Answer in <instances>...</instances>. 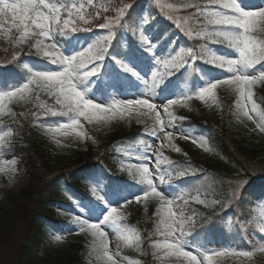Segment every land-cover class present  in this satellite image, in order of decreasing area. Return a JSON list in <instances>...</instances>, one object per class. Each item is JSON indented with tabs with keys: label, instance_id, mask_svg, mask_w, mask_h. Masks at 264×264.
<instances>
[{
	"label": "trees",
	"instance_id": "obj_1",
	"mask_svg": "<svg viewBox=\"0 0 264 264\" xmlns=\"http://www.w3.org/2000/svg\"><path fill=\"white\" fill-rule=\"evenodd\" d=\"M82 1L55 0V2L64 5H80ZM195 4L203 6L207 4V0H96V4L91 6L90 10L82 11V14L88 20V24L83 21L77 22V27L80 29L87 27L90 28L89 31L81 30L73 35V32L66 30L67 32L57 33L56 36L59 40L67 42V44H71L75 36L77 40L88 41L99 35L100 32L105 33L100 35L101 37L107 35L109 29L98 27L99 24L107 22L111 26V31L114 32L109 48L116 56H121L128 53L123 44L124 38L126 37L130 44L134 45L135 42H138L142 25L145 23L152 32L154 40H157L162 50L165 51V59H160L161 63L157 64V67L160 68L165 79L169 82V86L172 87L179 83L180 73L186 69V63L177 70L171 68L170 65L166 69L163 61L172 59L176 48L180 47V42L185 46L182 49L183 52L186 53L188 49H192L194 53L196 52L197 63L210 73L224 71V69L214 67L206 62L215 51L222 54L235 51L234 48L228 47L226 44H215L211 40L195 35L196 32L203 31L206 27L211 28L203 17L195 15L196 10L194 8L189 7ZM210 7L218 10V5ZM120 9H126L123 16L119 15ZM98 11L102 13V18L97 23L95 22L96 24H92L93 19L90 20L88 17L94 16ZM117 20L118 23H116ZM177 20H179L181 27H177ZM189 31L193 33L191 37L188 35ZM16 35L14 29L8 33L0 31V80L3 86L11 87L12 84L20 83L21 79L28 78L31 74L29 71L31 65L44 70L60 68L59 65L50 63L47 58L31 52L26 44L17 45L14 40ZM109 48L106 53L107 56L111 51ZM186 57L187 55L184 56V59L187 61ZM107 59L109 60V57ZM111 60L114 61V59ZM255 68H264V63L256 65ZM198 69L193 66L189 71L196 70L194 74H198L200 72ZM168 72H171V75ZM80 80L96 90L105 86V83L100 82L99 71L94 76ZM94 80L96 82H93ZM30 89H34V91L25 93L27 99H19L18 94L17 98H13L7 104V113L2 117L1 120L3 121H0V131L2 127L3 129L6 126L12 128V134L5 138L0 146V160L2 158L15 160L19 168L24 169L29 176L28 184L21 192L22 199L28 200L32 197V192L38 188L39 178L43 179L42 182H47L50 185V191L44 192L49 202L58 199L65 200L69 197L61 184V177L69 182L75 194L83 197L87 196L88 193L82 185V178L88 175L91 170H95L97 160H104L113 170L111 175L117 189L121 187L129 188L130 183L127 177L124 176L126 173L125 171H119L118 159L113 156V145L122 136L132 135L136 140L133 145L142 146L146 144L151 130L140 127L139 123L125 115L111 117V114H109V118L103 121L94 120L91 123L84 121L82 128H80V131L86 133L83 142L77 145L63 146L67 149V152L64 153L67 160L64 164L58 165L50 155L40 150L39 144L48 142V136H41L40 141L36 133L30 130V125L40 119L49 120L54 117L51 112L60 113L62 109L59 105H56L54 99L46 92L37 89L35 84L30 85ZM253 93L255 103L260 107H264L263 83L258 87L255 86ZM220 104L221 110L217 111L213 107L210 113H205L203 107L191 96L185 104L187 109L183 111L185 113H182V111L177 114L171 113V117H176L174 120L176 129L190 130L206 140L210 153L218 164L213 165L199 159L195 147L179 144L176 140H171L172 146L163 149L162 153L165 158L162 159V163L165 162V167H169L172 164L170 160L173 156L185 173L195 176L203 175V179L197 183V191L217 199L218 206L210 212H205L193 205L188 213L193 214V210L195 211L198 221L202 223L203 227L209 229L206 234L220 236L221 233L227 237L229 229L224 225V221L222 223L223 215L217 213L223 210L227 203L231 201V186L233 185V176L237 174V170L230 168L232 164L235 169L236 167L239 168L243 160L252 163L264 160V147L258 145L257 140L253 139L252 135L240 134L232 127L230 120L234 117V114L229 100L221 98ZM24 114L30 115V119H33L30 121V125L26 126V124L18 122L20 120L19 116ZM177 148H179V151L175 152L174 150ZM231 162L234 163L230 164ZM117 172H120L121 175H117ZM254 179V175H250L242 188L248 191L258 190L260 186L257 182H254ZM5 211L6 214H4ZM38 211L41 212L40 216H48V218L55 215L51 203L42 204ZM16 213L17 211L13 206L0 211V242L3 241L8 232V225H12ZM149 215L150 218L139 214L129 220H122L121 225L131 235L140 234L150 244L151 241L155 240L152 210H150ZM213 216H217V218H213ZM214 219H221L216 224L218 229L208 222L215 221ZM44 229L48 231L47 235H49V232H51L49 227L41 219L34 217L25 234L24 241L21 242L17 250L16 264H106L104 259L98 258L94 246L88 243L66 248L62 245L57 246L55 250L60 247L62 248L61 252H53L54 250L48 247V240L45 242L48 236H44ZM212 232L215 234H212ZM134 258L136 261L133 264L147 263L140 253L136 254Z\"/></svg>",
	"mask_w": 264,
	"mask_h": 264
},
{
	"label": "snow or ice",
	"instance_id": "obj_2",
	"mask_svg": "<svg viewBox=\"0 0 264 264\" xmlns=\"http://www.w3.org/2000/svg\"><path fill=\"white\" fill-rule=\"evenodd\" d=\"M219 5L228 11H218L210 7ZM84 4L79 6L76 4L64 5L50 3L48 0H0V31L4 30V25L8 24V31L15 30L17 35L14 37L17 45H27L29 50L35 48V54L43 56L53 65L62 66L59 71H30V76L27 82L20 87L11 91L0 92V103L5 98H18L21 100L27 99L26 92L34 91L30 89V85L35 84L37 89L46 92L54 99L56 105H59L62 111L60 115L68 117V124H60L59 128L50 131H63L64 135L69 134V130H75L78 127L82 128L81 118L91 123L94 120L103 121L117 115L135 114L139 116H149L151 113H156L158 105L154 104L148 98H138L129 101L114 100L112 103L102 105L94 103L84 98L83 94L77 89V81L82 78L94 76L99 71L97 61H102L108 52L109 45L114 37V32L111 31L109 23H101L98 25L100 29H109L108 34L99 37L96 42L90 45L87 49L77 53L74 56L68 57L58 48L54 42V35L57 33L89 31L90 28L80 29L77 27L78 21H83L88 24L85 15L82 14ZM127 7V6H126ZM194 8L195 15L203 17L207 25L211 28H205L203 31L196 32L195 35L211 40L215 44H226L228 47L234 48L237 53V58H228L222 55H213L206 62L214 66L226 69L230 75L222 80L213 82L207 87L198 92V96L203 100L207 96L213 94V90L218 86H228L234 89L238 94L237 106L243 117L248 120H253L257 128L264 132V112L257 111V104L253 96V88L257 82H264V68L256 69V65L264 63V7L243 10L238 3V0H207V4L201 6L199 4L190 5ZM126 9H120L119 15L123 16ZM66 14V15H65ZM119 21L117 20L116 23ZM177 27H181L177 20ZM191 37L193 33L188 32ZM259 37V38H258ZM34 43L30 42L33 41ZM51 41L50 43H45ZM203 50V46H202ZM187 55L193 59L197 58V53L192 49H188L186 53L173 57L172 60L163 61L165 68L169 65L173 69H179L187 62L184 56ZM157 64L161 61L157 60ZM27 67V65H25ZM125 71L131 72L132 69L127 65H122ZM255 69V70H254ZM254 70V71H253ZM171 75V72H168ZM135 75V73H133ZM155 80L156 73H152ZM177 100H171L164 105L167 111L168 105L176 104ZM250 105V107H249ZM147 110V111H145ZM51 115H57L56 112H51ZM170 115V113H169ZM156 121L159 122V132L163 133L164 139L171 142L174 132L166 130L164 122L160 119L159 114L156 115ZM176 134V133H175ZM153 136H157L154 130ZM178 135V134H177ZM78 138L86 136L82 130L77 133ZM184 138H189L184 136ZM0 139H3L0 137ZM173 147H175L173 145ZM179 151V149H176ZM150 156V154H149ZM139 174L142 181H146L149 189L141 195L134 197L127 202H141L143 199L153 196L161 201V225H163L162 235L164 243L154 245L157 248H163L165 254L169 257L175 256L179 264H211L212 256L215 252H210L207 255L197 254L186 250L184 247L185 238L189 231H186L193 226V218L186 217L183 208H180L174 214L172 204L173 199L165 198L153 184L151 173L147 165L139 166ZM180 176L186 175L184 172L179 173ZM93 194H96V189H92ZM198 203H205L197 196L195 198ZM187 203V201H185ZM167 205V207H165ZM193 215L195 211L193 210ZM121 220L117 212V207L109 209L104 217V221L118 222ZM103 221L99 223H89L81 221L79 229L81 232H91L94 238V250L98 258L104 259L106 264H118L114 258L116 254H110L109 242L107 233L102 227ZM264 232V227L260 228ZM120 239L126 244L136 242L139 243L140 237L127 234L123 229L120 231ZM59 239V237H57ZM264 252V247L259 249ZM240 256L248 257L252 253L249 251H241L237 253Z\"/></svg>",
	"mask_w": 264,
	"mask_h": 264
},
{
	"label": "rangeland",
	"instance_id": "obj_3",
	"mask_svg": "<svg viewBox=\"0 0 264 264\" xmlns=\"http://www.w3.org/2000/svg\"><path fill=\"white\" fill-rule=\"evenodd\" d=\"M48 2L53 3L48 0ZM89 4H94V0H87ZM240 7L243 10H252L256 8H250L246 6L241 0H238ZM264 3V0L262 1ZM261 7H264L262 4ZM218 11H228L227 9H218ZM102 13L98 11L96 15L88 17V19L94 21L92 24H96L97 21L101 20ZM96 22V23H95ZM9 28L8 24L4 25L3 33H8L7 30ZM34 43L33 41H30ZM51 41H46L45 43H50ZM60 51L63 55L71 57L74 56V51L63 47L61 44L56 43ZM94 43H91L92 45ZM145 48L155 49V45L153 43H145L143 45ZM31 52L35 53V48L31 49ZM228 58H237L238 54H232L226 56ZM121 65H127L128 68H131L132 71L127 73L129 75H133L132 80L134 81L129 86L124 87L123 89L114 88L110 93V97L107 99L109 103H112L114 100L119 101H129L135 100L138 98H148L154 104L158 105L157 112L151 113L149 116H137L135 111L133 110L132 119L140 124H145L148 121H152L155 123H159L156 121V115L159 114L160 119L165 123L167 117L170 112L175 109L178 111H185L186 107L180 108L178 105L179 100L183 96V92L178 88L174 89L172 92H156L157 84L152 79V71H142L138 62L129 61V62H120ZM226 70V69H225ZM131 73V74H130ZM127 74V75H128ZM230 75V73L222 78H210L205 85L199 86L196 94L195 101L203 107L205 113H210L213 107L218 111L221 110V98L229 100V103L232 104V111L234 117L230 120L232 127L238 131L240 134L245 133L248 136H253V139L257 140L258 145L264 147V132L260 131L256 123L253 120H248L246 117H243L240 109L237 106V101L239 99L238 94L234 91L233 88L228 86H218L217 89L213 90V94L211 96L205 97L201 100L198 96V92L207 87L209 84L225 79ZM121 80L125 83L126 77L120 76ZM264 82H257L256 87L260 86ZM254 86V88H255ZM141 87V88H139ZM14 87L12 90H14ZM253 88V90H254ZM77 89L83 94L84 98L90 100L94 103L102 104L101 98H97L94 94L85 88L77 85ZM13 99V98H12ZM5 98L2 103H0V121L3 116L7 113V104L10 100ZM171 100H177L176 104L168 105L167 111H165L164 105L167 104ZM6 104V105H5ZM178 105V106H177ZM250 107V105H249ZM147 111V110H145ZM257 111L264 112V108L260 107L257 104ZM185 113V112H184ZM124 115H129L125 113ZM20 120L18 122L29 124L30 115L26 114L19 116ZM83 121V118H81ZM68 122H63V124H68ZM59 128V125L48 123L45 121H36L33 125H30V130L34 131L37 137L41 141L42 135L48 136V142H43L39 144L40 150L44 151L46 154L52 157L53 161L58 164H64L67 160L64 153L67 152L65 146L77 145L79 144L83 138H78L77 133L79 132L77 129L69 130L68 135H64L63 131H50L49 129ZM166 130L174 132L170 127H167ZM10 133V130H7V134ZM184 136H188L189 138H184ZM177 137L173 136L172 139ZM179 142L185 145H195L197 146V152L201 160L215 163L213 155L207 149L203 141H199L191 134H183L179 138ZM166 139H164L163 133H158L157 136H154L149 143V146L142 151H131L123 148H119V152L124 155L123 166L126 169H129L139 180H142V177L139 174V166L147 165L149 168V172L151 173V178L153 180V184L157 186L158 190L165 196V198L173 199V212L174 214L177 211V205L175 201L180 197L177 193L173 192L169 188H163L160 185L161 181V173L157 168L158 163V153L160 149L162 150L167 145ZM64 146V147H63ZM150 154V156H149ZM234 162H231L232 164ZM230 169L237 170V174L233 176V185L231 186L232 191L235 189H240L242 185L245 183L246 179L250 175H256L258 173H264V160L257 161L256 163H252L249 161H244L239 168L232 164ZM42 178L38 179V188L37 190L32 192V197L28 200L22 199V189L27 186L29 181V176L24 169H20L17 165L16 161H7L0 164V211L4 209H8V207L13 206L17 213L14 215L13 223L7 227V234L4 236L3 241L0 242V264H16L15 257L17 250L22 241H24L25 234L28 230V227L34 217H38L44 223H49L43 216H40V211L37 212L38 208L42 204H48L47 195L44 193L46 191H50V185L47 182H42ZM146 182V181H145ZM147 183V182H146ZM96 189V188H95ZM147 190L135 191L133 193H125L119 202L109 203L108 206L104 209H99L95 204L90 202H79L75 206H68L64 202H56V219L65 220L71 219L73 224H61L64 226L63 232L67 235L66 238H63V242L50 244V246H76L83 243H88L94 246V238L91 235V232H81L79 229V225L81 221H87L89 223H99L103 221L102 227L103 230L107 233V239L109 242V252L110 254H116L114 258L118 261V264H132L131 258L128 257L130 254H135L137 251L134 249L141 248L142 256L147 261V264H179V261L175 256L169 257L165 254L163 248H157L154 245L157 243L163 244L164 237L161 234L163 230V225H161V201L153 196H149L146 199H143L141 202H127L132 200L134 197H137L144 193ZM47 193V192H46ZM197 197V196H196ZM195 197V198H196ZM200 200L205 201V203H198L194 199V203L198 204V206L204 208H211L214 205V202L209 200L208 198L198 196ZM16 198V199H14ZM14 200V203H13ZM107 203V202H106ZM117 207V212L121 218H132L136 215L142 213L144 216H147L150 208H153V217L157 219L155 222L154 232H156V236H162L159 240L152 243V245L148 246L145 239H141L139 243L132 242L126 244L123 240L120 239L121 229L118 225V222L113 221H104V217L109 211L110 208ZM167 207V205H165ZM183 210L189 209V206H182ZM264 212V210H263ZM6 214V211L4 212ZM261 214H254L252 223L257 227L261 234L255 235L254 238L257 239L259 243V247L256 248L251 256L244 257L238 255V251H235L229 248L227 245L221 248H212L209 249L210 252H215L216 254L212 256L211 264H264V252L260 251L261 247H264V232L260 231V228L263 227ZM62 229V228H60ZM186 250L192 251L196 253L194 250L185 247ZM62 248L58 247L57 250L61 252ZM208 253V254H209ZM198 254V253H197Z\"/></svg>",
	"mask_w": 264,
	"mask_h": 264
}]
</instances>
